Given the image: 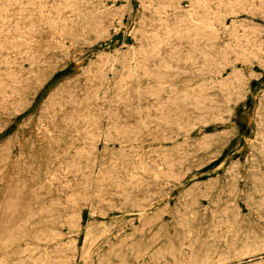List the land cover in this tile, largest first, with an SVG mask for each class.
I'll use <instances>...</instances> for the list:
<instances>
[{
	"label": "rangeland",
	"instance_id": "obj_1",
	"mask_svg": "<svg viewBox=\"0 0 264 264\" xmlns=\"http://www.w3.org/2000/svg\"><path fill=\"white\" fill-rule=\"evenodd\" d=\"M0 264H264V0H0Z\"/></svg>",
	"mask_w": 264,
	"mask_h": 264
},
{
	"label": "bare ground",
	"instance_id": "obj_2",
	"mask_svg": "<svg viewBox=\"0 0 264 264\" xmlns=\"http://www.w3.org/2000/svg\"><path fill=\"white\" fill-rule=\"evenodd\" d=\"M128 3V2H127ZM198 3V2H197ZM189 4H191V3H189ZM195 4V3H194ZM158 5H159V3H158ZM182 5V4H181ZM168 6V5H167ZM198 6V5H197ZM13 8H15V9H17V5L15 4L14 5V7ZM162 8V7H161ZM201 8V7H200ZM205 9V8H204ZM182 13V12H181ZM183 16V15H182ZM165 17V16H164ZM166 18V17H165ZM119 20V19H118ZM153 23V22H152ZM152 23H151V25H152ZM157 24H159V23H157ZM155 26H156V24H155ZM144 27V26H143ZM204 27V26H203ZM153 28H151V30H152ZM159 31V30H158ZM149 35H150V33H148ZM176 34H178V33H176ZM170 35V34H169ZM164 36H166V33H165V35ZM162 37V36H161ZM167 37V36H166ZM138 39V38H137ZM178 41V40H177ZM176 43V42H175ZM178 44H179V42H178ZM133 49V48H132ZM158 62V61H157ZM123 67V66H122ZM10 93V92H9ZM110 97V96H109ZM60 99V98H59ZM11 109V108H10ZM152 113V112H151ZM146 114H147V112H146ZM30 119V118H29ZM238 119V118H237ZM42 123V122H41ZM103 142V141H102ZM129 175V174H128ZM114 176V175H113ZM112 178V177H111ZM109 180H111V179H109ZM114 191V190H113ZM176 231V230H175ZM176 233V232H175ZM177 234V233H176ZM153 237V236H152Z\"/></svg>",
	"mask_w": 264,
	"mask_h": 264
}]
</instances>
